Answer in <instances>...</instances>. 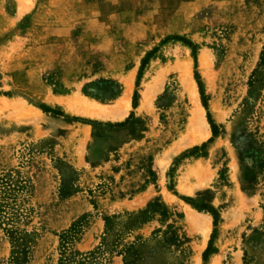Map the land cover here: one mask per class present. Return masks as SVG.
<instances>
[{
  "label": "rangeland",
  "instance_id": "1",
  "mask_svg": "<svg viewBox=\"0 0 264 264\" xmlns=\"http://www.w3.org/2000/svg\"><path fill=\"white\" fill-rule=\"evenodd\" d=\"M140 2L0 34V264H264V0Z\"/></svg>",
  "mask_w": 264,
  "mask_h": 264
},
{
  "label": "crops",
  "instance_id": "2",
  "mask_svg": "<svg viewBox=\"0 0 264 264\" xmlns=\"http://www.w3.org/2000/svg\"><path fill=\"white\" fill-rule=\"evenodd\" d=\"M31 1L32 3H29L28 10L26 12L23 11L21 15H18V12H16L17 8H19L18 0L16 3L15 0H12L13 6L11 0H0V34L8 30L6 28L9 26V19L14 21L17 25L20 19L25 15L29 17V22H32L27 25V31L30 32L29 40L34 37L32 34H35L36 32L61 34L72 32L75 29L76 32H79L77 30L78 26L76 24H69V21L67 20V18H71V20L75 18L76 12H81L78 16H86V18H83L85 20L91 17L89 15H92L93 13L99 20L102 18H112L113 21L108 24L106 31L114 32L117 16L120 18L117 26L125 28L133 24L128 23L129 20L126 19L127 16L130 14H137L135 12H143V4L140 6V0L135 2V4L134 0H43V6L39 9L35 7L36 0ZM26 3L27 0L20 1V4ZM136 16L139 15L137 14ZM63 18H65V20H63ZM85 22L87 23V21ZM134 22H136V19ZM134 25L135 24L132 26ZM83 26L84 27L81 31H88V29L85 28V25ZM94 31L98 32V29H95Z\"/></svg>",
  "mask_w": 264,
  "mask_h": 264
},
{
  "label": "bare ground",
  "instance_id": "3",
  "mask_svg": "<svg viewBox=\"0 0 264 264\" xmlns=\"http://www.w3.org/2000/svg\"><path fill=\"white\" fill-rule=\"evenodd\" d=\"M125 81H126L125 82V92H124L123 96L119 99L118 103L116 101L117 104H115L113 106H110V105L109 106H107V105H101L97 101H90L88 99L87 100H85L83 98L78 99V97H75V96H74L75 98L74 97H69L67 99L58 98L57 97L56 99L55 98L54 99L52 98L50 101L51 102H53V101L60 102L71 113L72 112H77L79 114L81 113V114H84V115H87V116H90V117H107V118H111V119H122V118H124L128 114V111H129L130 103H129L128 96H129V93L131 92V88H132L131 77L128 76ZM189 89H192V91L194 93V96L192 94L193 103L195 105L197 104L196 106H198L200 112L201 111L203 112L204 109H203L202 105H200L199 102H198V100H197V91H196V88H195L194 83H193V85H191V87ZM195 96H196V98H195ZM146 107H147V104H146ZM141 109H142V104L140 106V110ZM206 124L207 123L204 124V127H205ZM203 129H204V131H206L205 130L206 128H203ZM198 132H200V131H198ZM209 134H210V131L205 134L206 136L205 135L204 136L203 135H200L199 137L196 136L197 138L196 137H193L192 138V143H194V142H196L198 140H201V139L203 140ZM194 223L195 224H199V221L197 219L195 220V218H194ZM208 228H209V226H207V228H204L203 229V237H204L205 240L207 239V236L209 235L208 234L209 233ZM212 260L214 261L213 264H216L217 263L214 260V258Z\"/></svg>",
  "mask_w": 264,
  "mask_h": 264
},
{
  "label": "trees",
  "instance_id": "4",
  "mask_svg": "<svg viewBox=\"0 0 264 264\" xmlns=\"http://www.w3.org/2000/svg\"><path fill=\"white\" fill-rule=\"evenodd\" d=\"M206 105V104H205ZM67 263V262H66ZM61 264H64V262L63 263H61Z\"/></svg>",
  "mask_w": 264,
  "mask_h": 264
}]
</instances>
